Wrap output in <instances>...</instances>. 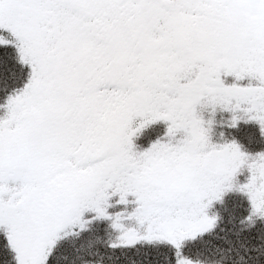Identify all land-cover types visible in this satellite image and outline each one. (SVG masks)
I'll list each match as a JSON object with an SVG mask.
<instances>
[{"label": "snow or ice", "instance_id": "snow-or-ice-1", "mask_svg": "<svg viewBox=\"0 0 264 264\" xmlns=\"http://www.w3.org/2000/svg\"><path fill=\"white\" fill-rule=\"evenodd\" d=\"M0 264H264V0H0Z\"/></svg>", "mask_w": 264, "mask_h": 264}]
</instances>
